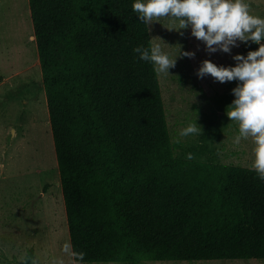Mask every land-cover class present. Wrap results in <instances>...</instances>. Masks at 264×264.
Listing matches in <instances>:
<instances>
[{"label": "trees", "instance_id": "trees-1", "mask_svg": "<svg viewBox=\"0 0 264 264\" xmlns=\"http://www.w3.org/2000/svg\"><path fill=\"white\" fill-rule=\"evenodd\" d=\"M134 2L29 0L73 249L86 263L264 260V181L177 157L160 77L133 52L153 44Z\"/></svg>", "mask_w": 264, "mask_h": 264}, {"label": "rangeland", "instance_id": "rangeland-1", "mask_svg": "<svg viewBox=\"0 0 264 264\" xmlns=\"http://www.w3.org/2000/svg\"><path fill=\"white\" fill-rule=\"evenodd\" d=\"M20 1L27 14L21 22L19 0H0V264H18V256L31 247L45 264L61 256L63 244L71 239L41 62L37 43L29 38L30 6L27 0ZM244 2L251 14L264 18V0ZM149 26L153 44H160L171 57L195 52L193 58L178 56L170 75L159 76L177 157L186 159L192 153L195 160L210 165L250 166L254 145L250 139L233 143L239 129L225 114L235 99L231 90L238 81L220 83L210 75L198 78L196 73L205 59L234 67L232 57L246 56L253 43L237 41L239 47H232L230 53L209 54L190 27L179 30V21L161 19ZM195 122L202 135L179 136ZM137 264H264V260H143Z\"/></svg>", "mask_w": 264, "mask_h": 264}, {"label": "clouds", "instance_id": "clouds-1", "mask_svg": "<svg viewBox=\"0 0 264 264\" xmlns=\"http://www.w3.org/2000/svg\"><path fill=\"white\" fill-rule=\"evenodd\" d=\"M132 11L139 21L148 25L170 19L179 21V30L190 27L191 35L205 44L209 54L218 50L230 53L232 47H239L237 41L259 45L246 56L234 55V67L217 66L205 59L196 74L198 78L210 75L220 83L238 81L231 90L235 99L226 106L225 114L239 129L233 143L239 145L242 139H250L254 145L250 170L264 181V43H261L264 18L251 14L250 5L244 0H135ZM133 52L140 60L150 63L157 76L170 75L169 69L175 68L178 56H195V52L184 51L173 58L160 44L137 46ZM190 135H202V127L196 122L190 123L179 133L180 137ZM176 142L179 143V139ZM194 158L192 153L186 156L188 160ZM61 252V256H53L45 264H86L85 253L75 251L70 242L63 244ZM17 259L18 264H41L40 258L29 256L26 251Z\"/></svg>", "mask_w": 264, "mask_h": 264}, {"label": "bare ground", "instance_id": "bare-ground-1", "mask_svg": "<svg viewBox=\"0 0 264 264\" xmlns=\"http://www.w3.org/2000/svg\"><path fill=\"white\" fill-rule=\"evenodd\" d=\"M17 5V4H16ZM18 7V10L20 11V15H19V18H20V22L24 19V17H27V14L23 11V7L24 5H22L21 1L19 0V5H17ZM18 14V13H17ZM20 29H21V25H20ZM22 30V29H21ZM29 31V30H28ZM23 32V30H22ZM19 33V32H18ZM33 36V35H32ZM34 41V40H33Z\"/></svg>", "mask_w": 264, "mask_h": 264}, {"label": "crops", "instance_id": "crops-1", "mask_svg": "<svg viewBox=\"0 0 264 264\" xmlns=\"http://www.w3.org/2000/svg\"><path fill=\"white\" fill-rule=\"evenodd\" d=\"M27 2H28V6H30V3H29V0H27ZM28 15L30 16V18H31V20H32V14H31V9H30V7H29V13H28ZM32 26H33V20H32ZM33 35V36H32ZM29 38L30 39H32V40H34L35 39V41H36V37H35V32H34V26H33V30L31 31V33H30V35H29ZM36 43H37V41H36ZM38 48V47H37ZM39 53V52H38ZM37 59V58H36ZM35 59V60H36ZM38 59H40V57H38Z\"/></svg>", "mask_w": 264, "mask_h": 264}]
</instances>
